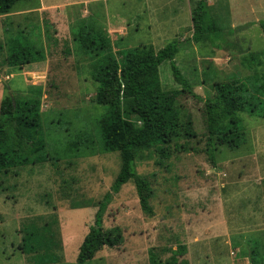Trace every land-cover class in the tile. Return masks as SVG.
<instances>
[{
  "label": "rangeland",
  "instance_id": "rangeland-1",
  "mask_svg": "<svg viewBox=\"0 0 264 264\" xmlns=\"http://www.w3.org/2000/svg\"><path fill=\"white\" fill-rule=\"evenodd\" d=\"M199 1L21 0L0 15V117L11 91L14 98L39 97L47 159L0 172V264H38L35 254L22 249L30 228L45 237L39 254L47 259L41 264H76L122 166L120 152L103 146L99 120L105 110L95 102L90 59L76 53L71 26L93 18L107 29L114 52L143 45L158 51L193 37ZM207 2L221 28L213 37L226 48L213 47L206 34L174 56L202 100L177 99L181 127L165 155L155 148L136 151V171L152 184L153 214L141 208L132 180L122 186L108 205L104 227L120 228L123 243L105 247L87 264H151V254L164 263L182 244L190 264H252L251 250L264 251V119L244 116L243 144L217 145L213 163L204 111L215 83L250 74L242 65L244 53L263 54L264 62V0ZM22 30L35 32L46 61L8 65V38ZM159 73L165 91L182 89L169 61ZM189 131L195 136L188 137Z\"/></svg>",
  "mask_w": 264,
  "mask_h": 264
},
{
  "label": "trees",
  "instance_id": "trees-1",
  "mask_svg": "<svg viewBox=\"0 0 264 264\" xmlns=\"http://www.w3.org/2000/svg\"><path fill=\"white\" fill-rule=\"evenodd\" d=\"M21 0H0V15L9 13ZM194 35L185 41H173L160 50L143 45L114 52L107 29L93 18H82L71 26L76 53L90 59V74L97 84L95 102L104 107L99 120L103 146L109 151H119L122 166L112 191L107 193L95 215L94 225L84 238L76 264H87L105 247H119L123 243L120 228L105 229L104 218L113 194L118 193L129 181L135 183L141 208L153 214L150 180L136 171V151L155 148L162 155L178 135L181 121L177 99L181 95L202 98L182 75L174 56L192 41L200 43L209 34L212 45L223 49L214 39L221 28L209 11L207 0H200L192 12ZM264 31V20L260 22ZM34 31V30H33ZM35 32L19 31L8 38L7 63L13 68L47 60L45 48ZM223 43H228L223 40ZM226 48V47H225ZM263 54L244 53L242 65L250 71L243 78L217 82L216 94L204 101L207 129V150L211 161L216 159L219 146L239 148L244 142L246 124L244 116L264 119V62ZM169 61L180 90L165 91L161 84L159 67ZM139 118L136 125L129 116ZM188 137L195 134L189 131ZM46 142L39 97L3 100L0 117V172L47 160ZM38 228H30L22 241L25 253L35 254L38 264L45 263L46 256L39 254L45 243ZM187 246L173 250L164 263L151 254V264H190L185 257ZM252 264H264V251L253 248L249 254Z\"/></svg>",
  "mask_w": 264,
  "mask_h": 264
},
{
  "label": "water",
  "instance_id": "water-1",
  "mask_svg": "<svg viewBox=\"0 0 264 264\" xmlns=\"http://www.w3.org/2000/svg\"><path fill=\"white\" fill-rule=\"evenodd\" d=\"M10 96H11L12 98H14V95H13L12 91L10 92Z\"/></svg>",
  "mask_w": 264,
  "mask_h": 264
}]
</instances>
